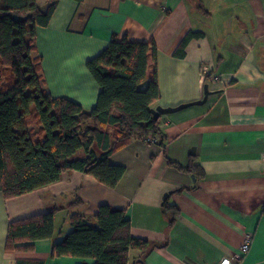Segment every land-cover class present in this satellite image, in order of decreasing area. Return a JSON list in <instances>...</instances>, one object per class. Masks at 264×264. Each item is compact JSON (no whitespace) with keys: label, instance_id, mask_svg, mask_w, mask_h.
I'll return each instance as SVG.
<instances>
[{"label":"crops","instance_id":"0c3cea01","mask_svg":"<svg viewBox=\"0 0 264 264\" xmlns=\"http://www.w3.org/2000/svg\"><path fill=\"white\" fill-rule=\"evenodd\" d=\"M190 30L203 35L179 57L175 51ZM114 33L154 38L157 105L201 99L206 83L211 93L203 103L162 114L158 141L134 138L113 153L112 163L127 166L116 187L75 169L36 190L0 194V264H81L73 256L53 258L52 244L71 230L72 213L94 215L102 204L125 209L134 235L165 242L144 261L143 251L132 248L128 264H219L240 254L249 237V251L234 263L264 264V0H59L50 23L37 28L43 86L93 108L101 88L87 62ZM192 157L203 176L181 168ZM179 187L185 188L174 192ZM169 191L180 209L172 226L161 209ZM52 209V238L32 241L30 251L6 249L12 221Z\"/></svg>","mask_w":264,"mask_h":264},{"label":"trees","instance_id":"16d2710c","mask_svg":"<svg viewBox=\"0 0 264 264\" xmlns=\"http://www.w3.org/2000/svg\"><path fill=\"white\" fill-rule=\"evenodd\" d=\"M58 1L41 5L38 0H0V194L6 198L42 188L75 169L116 187L127 166L112 163L111 155L134 138L161 133V116L154 119L152 111L161 96L154 38L136 41L114 33L108 46L88 60L87 67L101 88L91 109L70 98L55 97L43 86L37 28L50 23ZM200 35L203 32L190 30L175 54L184 57L187 43ZM210 75H205L206 81ZM195 160L192 157L181 168L203 176ZM161 209L172 226L180 214L178 205L168 197ZM70 223L71 230L52 244L53 258L73 256L83 259L81 264H128L132 248L143 251L144 261L151 250L165 245L134 235L126 210L110 204L100 205L94 215L74 212ZM54 234L55 209L17 219L9 225L6 249L30 251L32 241ZM27 261L46 264L42 259Z\"/></svg>","mask_w":264,"mask_h":264},{"label":"water","instance_id":"95a60500","mask_svg":"<svg viewBox=\"0 0 264 264\" xmlns=\"http://www.w3.org/2000/svg\"><path fill=\"white\" fill-rule=\"evenodd\" d=\"M210 93H211V91L209 89L208 84L206 83L204 85V96L201 99H198V100L192 101V102L181 103V104H179L177 106H161V105H157L156 107L152 108L154 119H158L162 114L178 111L180 109H183V108H185V107H187L189 105L195 104V103H203V102H205L208 99V96L210 95ZM170 193H171V191L165 193L164 200L169 197Z\"/></svg>","mask_w":264,"mask_h":264},{"label":"built area","instance_id":"2783aa9c","mask_svg":"<svg viewBox=\"0 0 264 264\" xmlns=\"http://www.w3.org/2000/svg\"><path fill=\"white\" fill-rule=\"evenodd\" d=\"M209 71L210 70L206 68L204 70V74L205 75L208 74ZM146 139H148L149 141H154V142L158 141L156 136L148 137ZM250 245H251V238L249 237L242 243L240 254H237L236 256H234L233 258L234 260L231 257L225 256L220 260L219 264H235L234 262L240 261L243 255L249 251Z\"/></svg>","mask_w":264,"mask_h":264}]
</instances>
